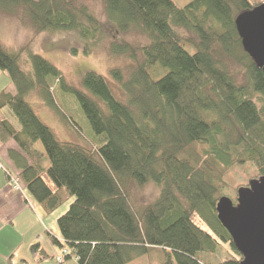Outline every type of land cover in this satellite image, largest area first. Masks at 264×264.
<instances>
[{
  "label": "trees",
  "instance_id": "obj_1",
  "mask_svg": "<svg viewBox=\"0 0 264 264\" xmlns=\"http://www.w3.org/2000/svg\"><path fill=\"white\" fill-rule=\"evenodd\" d=\"M100 1L115 35L136 33L149 43H109V57L132 64L111 69V81L86 74L88 93L30 51L32 71L22 70V52L0 45V69L10 77L0 113L9 106L17 121L0 120V142L16 144L8 157L38 204L54 211L74 198L58 218L60 238L48 234L49 242L78 264H131L152 254L158 264H214L207 257L217 255H223L217 264H241L217 204L233 169L254 165L256 179L264 177V71L236 27L240 15L264 0H190L183 7L173 0ZM0 12L37 33H76L86 55L109 37L80 0H0ZM59 86L78 102L96 136L89 147L60 141L26 100L36 92L82 134L58 106ZM152 183L159 196L136 209L132 186ZM30 252L37 263L55 259L41 243Z\"/></svg>",
  "mask_w": 264,
  "mask_h": 264
},
{
  "label": "rangeland",
  "instance_id": "obj_2",
  "mask_svg": "<svg viewBox=\"0 0 264 264\" xmlns=\"http://www.w3.org/2000/svg\"><path fill=\"white\" fill-rule=\"evenodd\" d=\"M173 2L183 7L190 0H173ZM80 3L88 6L97 15L99 20L108 28L109 37L103 42L102 46L90 55H86L87 45L73 32H56V33H37L30 27H25L18 17L9 16L0 12V45L7 51L18 52L21 51V68L26 72H31V62L29 59V51L42 56L51 64L56 66L65 76L67 84L80 88V90L87 92L82 86V80L88 73H96L103 76L108 81H111L110 71L113 68H125L129 66L131 61L125 57L111 58L106 53V47L113 41L124 40L133 45H146L149 43L148 39L140 34L131 33L125 35H115V27L110 24L105 16L103 6L100 0H80ZM10 84V77L7 72L0 69V92L7 88ZM112 89L117 97L123 98L119 88L111 83ZM10 91L15 93V88L12 86ZM88 93V92H87ZM58 106L62 113L67 116L73 115L75 121L81 126L82 134H78L74 130H70L65 123L59 118L54 110L49 108L45 102L37 95L36 92L30 93L26 100L32 106L35 113L39 116L42 122L48 126L56 137L62 142H72L80 144L84 147H89L93 143L96 136L91 130L90 124L87 121L78 102L67 93V91L60 86L54 93ZM68 100L69 105L66 104ZM74 112V114H72ZM5 117L17 125V121L13 110L8 106L0 113V120ZM37 149L43 152L41 143L37 144ZM257 170L254 165H245L233 169L226 178L228 184L223 191L225 196L236 203L237 192L239 188L246 187L250 181L256 179ZM160 194V189L152 184L144 188H131V196L136 209H140L154 202ZM74 198H69L63 202L56 210L53 211V216L57 213L62 216L65 214ZM63 212V213H62ZM59 216V217H60ZM58 217V218H59ZM58 218L56 226L58 227ZM60 232V230H59ZM45 236V235H44ZM42 237V245L49 253H62V249L54 247L49 242L47 237ZM29 260L33 261L30 256ZM223 257V255H221ZM220 255L215 258L207 257L208 261L218 263L221 259ZM20 259V258H19ZM17 259V262L18 260ZM55 264V260H49ZM78 264L76 259L65 261L62 264ZM159 259L157 255L143 257L132 264H158Z\"/></svg>",
  "mask_w": 264,
  "mask_h": 264
},
{
  "label": "water",
  "instance_id": "obj_3",
  "mask_svg": "<svg viewBox=\"0 0 264 264\" xmlns=\"http://www.w3.org/2000/svg\"><path fill=\"white\" fill-rule=\"evenodd\" d=\"M236 27L245 51L264 71V5L240 15ZM217 213L242 255L241 264H264V177L239 188L236 203L220 199Z\"/></svg>",
  "mask_w": 264,
  "mask_h": 264
},
{
  "label": "crops",
  "instance_id": "obj_4",
  "mask_svg": "<svg viewBox=\"0 0 264 264\" xmlns=\"http://www.w3.org/2000/svg\"><path fill=\"white\" fill-rule=\"evenodd\" d=\"M10 150H17L14 142H0V164L4 167L0 169V264H23V261L28 264H55L49 260L37 263L34 257L31 262L28 256L32 258V245H42L44 235L47 238L48 234L60 238L56 226L60 214L53 216V211L38 204L25 188L22 191L13 189L7 171L15 176H19V172L8 157ZM43 248L49 255H60L56 251L49 253L44 246Z\"/></svg>",
  "mask_w": 264,
  "mask_h": 264
},
{
  "label": "built area",
  "instance_id": "obj_5",
  "mask_svg": "<svg viewBox=\"0 0 264 264\" xmlns=\"http://www.w3.org/2000/svg\"><path fill=\"white\" fill-rule=\"evenodd\" d=\"M4 167L0 164V169H3ZM7 175L9 176L10 183L15 190L22 191L24 187L20 183L18 176L13 175L11 172L7 171ZM68 255L67 251H62V253L58 256L55 257V261L57 263H64L65 262V257Z\"/></svg>",
  "mask_w": 264,
  "mask_h": 264
}]
</instances>
